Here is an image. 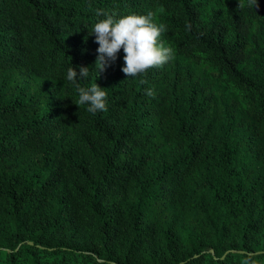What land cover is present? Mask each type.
Instances as JSON below:
<instances>
[{
    "label": "trees",
    "instance_id": "1",
    "mask_svg": "<svg viewBox=\"0 0 264 264\" xmlns=\"http://www.w3.org/2000/svg\"><path fill=\"white\" fill-rule=\"evenodd\" d=\"M243 2L0 0V264H264V0ZM149 13L169 62L99 73L94 24ZM81 65L106 111L76 104Z\"/></svg>",
    "mask_w": 264,
    "mask_h": 264
},
{
    "label": "clouds",
    "instance_id": "2",
    "mask_svg": "<svg viewBox=\"0 0 264 264\" xmlns=\"http://www.w3.org/2000/svg\"><path fill=\"white\" fill-rule=\"evenodd\" d=\"M248 7H259L258 0H248ZM238 7L244 8L243 0H238ZM166 31V26L153 21L151 13L147 15L128 14L119 18L109 15L99 19L92 28L95 42L98 44L96 62L99 64V73L106 70L117 59L118 53L123 50L122 72L127 77H136L148 72L151 68L163 67L172 58L170 47L160 42V37ZM89 69L86 66H71L67 70L66 79L75 84L79 93L78 106L87 105V111L96 114L106 111V92L97 83L90 87L81 86L78 81L86 79ZM43 83V82H42ZM141 83H147L142 80ZM148 96L154 92L147 89Z\"/></svg>",
    "mask_w": 264,
    "mask_h": 264
}]
</instances>
